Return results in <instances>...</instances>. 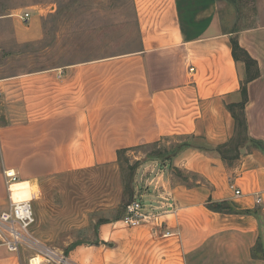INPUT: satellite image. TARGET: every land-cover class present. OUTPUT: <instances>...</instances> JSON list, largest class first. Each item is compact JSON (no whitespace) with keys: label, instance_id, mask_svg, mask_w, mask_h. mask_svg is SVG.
Segmentation results:
<instances>
[{"label":"crops","instance_id":"0c3cea01","mask_svg":"<svg viewBox=\"0 0 264 264\" xmlns=\"http://www.w3.org/2000/svg\"><path fill=\"white\" fill-rule=\"evenodd\" d=\"M134 1V48L0 74V210L10 205L6 170L31 189L115 164L123 148L181 145L143 154L135 170L131 198L156 217L135 227L122 215L87 217L65 249L69 264H264V151L247 144L225 159L217 150L235 137L228 106L242 101L247 76L232 38L258 64L245 113L249 135L264 141V24L229 32L219 0ZM31 15L13 24L16 42L45 38ZM0 264H21L19 254L0 245Z\"/></svg>","mask_w":264,"mask_h":264},{"label":"rangeland","instance_id":"374dc122","mask_svg":"<svg viewBox=\"0 0 264 264\" xmlns=\"http://www.w3.org/2000/svg\"><path fill=\"white\" fill-rule=\"evenodd\" d=\"M220 17L229 32L264 24V0H219ZM36 13L46 36L38 42H16L13 24L30 25L16 14ZM139 40L134 0H0V74L29 71L61 61L120 53ZM7 119L0 112V125ZM172 144L177 143L175 139ZM159 145L135 147L115 164L61 174L32 185L36 221L19 253L21 264L41 255L42 264H62L48 250L63 253L78 236L87 217L122 215L134 189L135 170L143 154H156ZM18 180H20L18 178ZM17 180V181H18ZM15 200L17 199L13 194ZM27 197V196H24ZM43 260V259H41Z\"/></svg>","mask_w":264,"mask_h":264},{"label":"built area","instance_id":"2783aa9c","mask_svg":"<svg viewBox=\"0 0 264 264\" xmlns=\"http://www.w3.org/2000/svg\"><path fill=\"white\" fill-rule=\"evenodd\" d=\"M16 15L24 22H29L32 16L30 11H22ZM5 174L8 177L10 205L8 209L0 210V245L6 247L10 253L19 254L28 236H30L32 225L36 221L33 200H15L12 196L11 184L17 181L19 177L14 170H6ZM230 187L236 195L242 194L234 182H231ZM257 202H261V197L257 198ZM156 215V211L147 209L146 204L140 198L133 196L125 203L121 220L125 225L135 227L151 221ZM54 254L59 257L60 263L69 264L67 256L63 253L57 254L54 250L46 252L49 257ZM35 257L30 259V264H33Z\"/></svg>","mask_w":264,"mask_h":264},{"label":"trees","instance_id":"16d2710c","mask_svg":"<svg viewBox=\"0 0 264 264\" xmlns=\"http://www.w3.org/2000/svg\"><path fill=\"white\" fill-rule=\"evenodd\" d=\"M232 43L234 57L236 60H241L245 63L247 68V76L241 88L242 101L228 106L233 114V117L235 118L236 132L235 137L230 142L218 146L217 148V150L225 159H233L237 157L240 153V148L246 146L247 144L253 147H257L264 151V141L252 138L249 135L245 113V107L248 101L247 84L248 82L259 76L260 71L258 68V64L257 61L249 54V52L240 46L237 38H232ZM180 147L181 145H178V147L175 148V151L163 148L160 152L154 155L151 153L148 154V156L163 158L164 156H169V154L176 152V150H178ZM128 150L129 148H123L118 150V157L120 158L121 154ZM141 163L142 161H139L138 164ZM211 207L214 209H221L222 205L220 203L217 206H214L212 204Z\"/></svg>","mask_w":264,"mask_h":264},{"label":"bare ground","instance_id":"6f19581e","mask_svg":"<svg viewBox=\"0 0 264 264\" xmlns=\"http://www.w3.org/2000/svg\"><path fill=\"white\" fill-rule=\"evenodd\" d=\"M11 189L13 190V194L15 195V197L17 199H24L25 198L26 200H31V199H33L34 196L37 198L39 195V194L38 195L36 194V193H39V192H37L38 190L36 191L34 188V192H33V189L32 188L30 189L29 182L14 181L11 184ZM13 194H12V196H13ZM24 196H27V197H24ZM13 198H14V196H13ZM54 256H55V254H54ZM41 259H43V260H41ZM44 259L45 258L43 256L37 255L35 257V259L33 260V264H42Z\"/></svg>","mask_w":264,"mask_h":264}]
</instances>
